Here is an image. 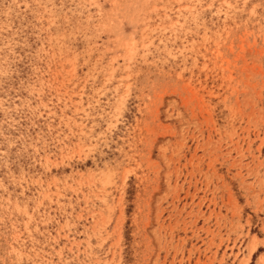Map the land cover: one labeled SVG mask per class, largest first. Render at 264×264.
<instances>
[{"label":"rangeland","instance_id":"374dc122","mask_svg":"<svg viewBox=\"0 0 264 264\" xmlns=\"http://www.w3.org/2000/svg\"><path fill=\"white\" fill-rule=\"evenodd\" d=\"M0 264H264V0H0Z\"/></svg>","mask_w":264,"mask_h":264},{"label":"bare ground","instance_id":"6f19581e","mask_svg":"<svg viewBox=\"0 0 264 264\" xmlns=\"http://www.w3.org/2000/svg\"><path fill=\"white\" fill-rule=\"evenodd\" d=\"M254 248H255V246H252V247H251V250H253Z\"/></svg>","mask_w":264,"mask_h":264}]
</instances>
